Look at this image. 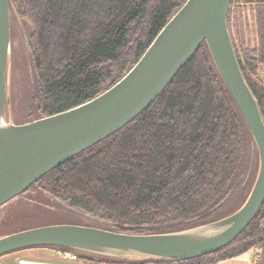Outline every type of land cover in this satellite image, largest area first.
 I'll use <instances>...</instances> for the list:
<instances>
[{"label":"trees","instance_id":"16d2710c","mask_svg":"<svg viewBox=\"0 0 264 264\" xmlns=\"http://www.w3.org/2000/svg\"><path fill=\"white\" fill-rule=\"evenodd\" d=\"M186 1L10 0L30 26L29 122L80 106L116 84ZM226 24L264 122V0H230ZM257 170L252 138L202 43L145 111L23 194L56 198L108 224L98 229L168 234L236 212ZM47 249L69 252L78 264H218L247 253L254 264H264V201L233 241L201 258L166 261Z\"/></svg>","mask_w":264,"mask_h":264},{"label":"water","instance_id":"95a60500","mask_svg":"<svg viewBox=\"0 0 264 264\" xmlns=\"http://www.w3.org/2000/svg\"><path fill=\"white\" fill-rule=\"evenodd\" d=\"M229 5L230 0H187L139 61L108 90L68 111L13 125L6 124L4 117L12 5L10 0H0V118L6 124L0 128V208L145 111L202 43H206L217 73L245 123L258 159L257 174L245 202L219 221L156 235H128L82 226H44L0 237V257L33 248H63L103 257L185 261L219 251L250 224L264 201V122L232 47L226 24ZM215 231L218 233H211Z\"/></svg>","mask_w":264,"mask_h":264},{"label":"rangeland","instance_id":"374dc122","mask_svg":"<svg viewBox=\"0 0 264 264\" xmlns=\"http://www.w3.org/2000/svg\"><path fill=\"white\" fill-rule=\"evenodd\" d=\"M12 8L10 7L9 10L10 43L5 67L8 102L4 108V117L6 124L16 125L29 122L32 119L31 100L34 94L32 89L33 66L26 40L30 33V26L26 21L20 19ZM232 201L229 202V206L234 203ZM51 225L105 228L108 224L80 211L70 209L60 200L46 195L39 198L26 193L0 208V237Z\"/></svg>","mask_w":264,"mask_h":264},{"label":"crops","instance_id":"0c3cea01","mask_svg":"<svg viewBox=\"0 0 264 264\" xmlns=\"http://www.w3.org/2000/svg\"><path fill=\"white\" fill-rule=\"evenodd\" d=\"M30 249L10 253L0 257V264H78L65 261L60 258L54 250ZM41 259V260H39ZM37 262V263H36ZM255 259L252 253L220 262L218 264H254Z\"/></svg>","mask_w":264,"mask_h":264},{"label":"built area","instance_id":"2783aa9c","mask_svg":"<svg viewBox=\"0 0 264 264\" xmlns=\"http://www.w3.org/2000/svg\"><path fill=\"white\" fill-rule=\"evenodd\" d=\"M56 254L65 261H71L74 263L77 260L76 256L69 252L56 251Z\"/></svg>","mask_w":264,"mask_h":264},{"label":"bare ground","instance_id":"6f19581e","mask_svg":"<svg viewBox=\"0 0 264 264\" xmlns=\"http://www.w3.org/2000/svg\"><path fill=\"white\" fill-rule=\"evenodd\" d=\"M5 123L3 122V120L0 118V128L1 127H5ZM211 233H214V234H216V233H218V231H215V232H211ZM210 234V233H209Z\"/></svg>","mask_w":264,"mask_h":264}]
</instances>
